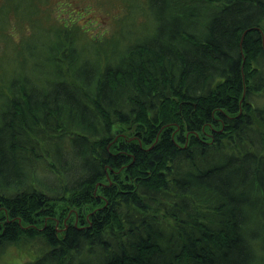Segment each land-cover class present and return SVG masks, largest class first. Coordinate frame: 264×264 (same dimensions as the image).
<instances>
[{
    "label": "trees",
    "instance_id": "1",
    "mask_svg": "<svg viewBox=\"0 0 264 264\" xmlns=\"http://www.w3.org/2000/svg\"><path fill=\"white\" fill-rule=\"evenodd\" d=\"M0 2L1 35L10 8L33 28L0 67V250L264 264V0H146L141 35L83 46Z\"/></svg>",
    "mask_w": 264,
    "mask_h": 264
},
{
    "label": "rangeland",
    "instance_id": "2",
    "mask_svg": "<svg viewBox=\"0 0 264 264\" xmlns=\"http://www.w3.org/2000/svg\"><path fill=\"white\" fill-rule=\"evenodd\" d=\"M37 32L35 35L47 37L50 25L78 26L79 45L83 46L93 38L104 41L105 38L114 36L123 38L121 45L126 43V38L137 37L145 32L144 22L149 19L141 10L145 9L146 0H38ZM0 9L1 2H0ZM10 8L5 12V23L2 24L4 32L0 34V67H12L15 61H11L16 55L17 42L23 37L32 34L33 28L25 19L22 21L15 17ZM264 27V26H263ZM126 36V37H125ZM92 49L93 46H90ZM90 48V50H91ZM40 58V52L35 54ZM264 128V122H260ZM46 167V166H44ZM29 243L22 245H4L0 250V264H16L36 257L38 250Z\"/></svg>",
    "mask_w": 264,
    "mask_h": 264
}]
</instances>
